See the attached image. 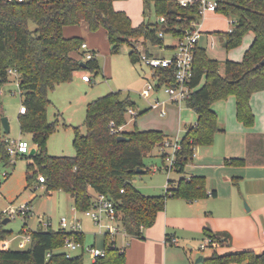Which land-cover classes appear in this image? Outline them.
Wrapping results in <instances>:
<instances>
[{"label":"trees","instance_id":"1","mask_svg":"<svg viewBox=\"0 0 264 264\" xmlns=\"http://www.w3.org/2000/svg\"><path fill=\"white\" fill-rule=\"evenodd\" d=\"M142 1L146 8L152 5L154 15L162 17L163 22L148 19L133 26L125 12L114 9V0H0V88L7 80V69H16L21 102L25 107V111L18 114L19 129L21 133L30 134L36 146V151L28 156L31 161L26 165V186L37 183L44 186L46 193L63 191L73 198L75 209L81 212L91 206L94 193H101L113 201L126 233L135 237L141 236L142 228L154 224L158 213L164 210L167 198L194 200L213 195V192H206L204 178L182 177L175 183L168 180L165 192L160 195H145L133 185V177L141 174L137 172L138 168L144 169V173L149 172L145 157L170 137L159 129L136 127L131 131L112 132L110 123L115 128L122 127L129 108L137 111L135 116L142 113L121 91L109 92L87 103L85 133L79 127L73 128L72 156H53L47 152V140L56 130L57 120L49 122L46 112L50 104L48 90L70 81L75 71L99 70L96 56L86 61L73 56V53L83 55L80 45L85 41L80 36H65V26L85 23L92 32L103 29L111 52H117L121 45L127 44L129 60L135 64L140 62L142 52L151 55L148 46H163L165 34L179 40L200 22L197 0L185 6L179 0ZM215 3L214 12L233 20L230 30L217 32L224 39L226 51L239 46L249 32L253 33V40L241 60L223 61L222 72L217 59L210 57L198 44L194 47L189 79L193 90L183 102L196 114V121L179 139L180 148L170 168L178 173H183L185 165L192 161L197 146L212 145L215 135L224 130L212 108L214 101L234 96L237 121L251 127L254 114L250 97L254 92L264 90V65L255 66L264 57V0H215ZM138 41H141L143 51L136 46ZM165 47L174 48V45ZM151 69L156 88L174 82L171 67ZM2 116L0 94V162L11 166L14 162H10L6 151ZM119 135L125 139L118 140ZM262 144L264 148V134ZM160 157L164 165V154ZM225 162L246 163L241 158ZM38 175L43 177V182L38 181ZM26 233L30 236L28 247H6L3 243L12 231L0 226V264H83L81 255L66 257L62 252L63 231L39 226L35 230L27 229ZM205 233L218 240L226 235L224 232L212 234L209 230ZM68 234L80 241L83 239L81 232ZM104 248L105 255L96 257L92 264H125L124 251L111 247L108 237L104 239ZM230 263L264 264V250L213 253L202 261V264Z\"/></svg>","mask_w":264,"mask_h":264},{"label":"rangeland","instance_id":"2","mask_svg":"<svg viewBox=\"0 0 264 264\" xmlns=\"http://www.w3.org/2000/svg\"><path fill=\"white\" fill-rule=\"evenodd\" d=\"M113 7L115 10L125 12L129 16L133 26L139 25L143 20H157L152 5L146 8L142 0H114ZM204 19V26L207 28L205 30H213L212 32H226L232 26L228 24L225 17L218 16L216 13H209ZM63 34L65 36L76 35L82 37L89 44L90 50L95 53L99 63V70H86L91 78L87 83L81 80V76L86 72L81 70L75 71L70 81L60 83L47 91V96L50 100L46 112L47 120L49 122L57 120V128L47 140V152L50 155H74L72 144L74 136L73 128L79 127L80 131L85 133L84 121L87 103L112 91H121L123 95H128L135 102L137 110L142 111L137 116H131L128 112L125 114V123L122 126L124 131H131L135 127L138 129H157V126H162L167 130L171 128L170 126H173L174 129L172 128V130L174 133L170 138L174 139L176 137L180 138L183 135L185 124L194 122L192 110L187 108L183 101L180 103L171 102L163 87L154 88L149 98L141 96L142 90L148 84L155 85V79L151 77L150 67L140 62L135 64L130 62L128 57L130 48L127 44L121 45L117 52H111L105 31L100 28L92 32L85 23L67 25L63 29ZM213 38L215 39V47L207 46L204 39H200L199 42L202 47H205L204 49L210 57L217 59L221 63L220 71L222 72V63L225 59H242L243 53L252 38V33L249 32L244 35L240 45L228 51L223 46L224 39L222 36L218 37L216 34ZM163 40V46L149 48L159 55H172L173 49L166 48L165 46H173L176 43V39L170 34H165ZM136 46L143 49L141 41H138ZM73 56L81 61L87 60L82 54L73 53ZM9 80L11 82L4 83L1 86L3 113L9 123V132L5 134V137L15 140L24 139L31 144V135L20 132L18 114L19 107L23 103L21 102L19 90L12 81L13 76H9ZM155 100L159 102V106L148 108ZM211 105L216 109L220 118L229 116L230 112H234L235 116L234 96L230 95L225 99L216 100ZM250 106L254 114L253 126L258 136L256 137H260V139L255 141V153H258L260 157H264L261 138L264 132V90L256 91L251 95ZM161 109L165 110L164 115L160 114ZM235 121H237L236 116ZM158 129L160 130V128ZM234 141L237 143L234 132L225 129L222 134L217 133L215 135L214 143L211 147L198 146L196 153L211 151L214 154L221 155L227 142L233 144ZM159 157L158 149L154 148L144 159L149 172L137 174L133 177V185L145 195L163 194L166 190L168 178L176 179L181 177V174L177 173L174 169L166 170ZM26 162V158H16L14 169L9 166V176L6 179L0 176V222L4 218L1 211L9 204L15 208H19L22 204L27 203L29 210L26 217L24 215H16L15 218L10 219L6 224L7 228L12 230V235L20 231L23 220L26 222V226L34 229L35 220L38 215L50 217L53 227L56 228L58 227L60 217H72L75 215L81 222L80 231L84 233L82 239L83 245H94L102 249L105 239L104 231L88 217L84 216L81 211L75 209L69 194L63 191H54L50 195L44 191L42 185H38L37 183L33 184L36 186L35 191L32 190L33 185L30 188H24ZM154 167L157 168L155 169L156 171H153ZM257 185L264 189L263 181ZM245 203L247 205V202L243 200L244 206ZM200 242L198 240L192 241L194 246L192 252L195 257L201 255L202 252L206 253L209 251V247L197 249ZM18 243L23 244L24 241L19 237L16 241V244ZM117 243L120 246V236L117 238ZM73 253L82 256L83 264H92L93 260L88 252L76 250Z\"/></svg>","mask_w":264,"mask_h":264},{"label":"crops","instance_id":"3","mask_svg":"<svg viewBox=\"0 0 264 264\" xmlns=\"http://www.w3.org/2000/svg\"><path fill=\"white\" fill-rule=\"evenodd\" d=\"M209 13L216 12H205L196 27L201 32L199 40L204 39L207 46L215 47L216 44L213 37L217 32L205 30L207 28L204 26V18ZM216 14H218V16H223L219 13ZM223 17L227 19L228 24H231L229 21L231 20L230 18L226 16ZM217 35L218 37L221 36L219 34ZM199 40L197 44L202 47ZM252 40L253 33L250 43ZM176 44L177 40L174 44V48ZM149 47L151 46H148L151 55L160 57L165 56L159 55ZM174 48H172L173 52ZM140 50L142 51L143 49ZM152 72L153 70L151 69V77H153ZM150 107L151 105L148 108ZM212 108L217 113L219 126H223L224 129L218 134H222L225 129L231 130L237 138V143L236 141H234L233 144L227 142L222 152L223 154H221L222 156L214 154L211 151H200L196 153L197 146L194 149L192 161L186 164L183 173H180L181 177L176 179L168 178L167 182L171 180L175 183L182 177L200 176L204 178L206 192H213L214 194L194 200L169 197L166 199L164 210L158 213L154 224L150 227L142 228L140 237L131 236L127 233L118 234L116 237L117 245L118 236L121 238L120 246L124 245L126 241L129 242V245L124 249L125 264H202L203 259L210 257L213 253L244 249H251L256 252L264 250V236L261 234L262 230H264V189L257 185L261 181L264 183V157H260L258 153H255V141L260 139V137L257 138L258 136L256 135L254 126L245 127L239 121H235L234 112H230L229 116L220 118L216 109L214 107ZM193 115L194 122L185 124L183 134L190 125L195 123L196 114L193 112ZM170 127L171 128L166 130L162 126H157V129L160 128V130L170 137L174 133L172 130L174 127ZM141 130H144V128ZM263 134L261 137L262 140ZM212 145L203 147H211ZM156 148L160 156V149L158 147ZM32 149H34V152L36 151V146L33 143H31V150ZM30 155L32 154L29 152L19 157L26 158L27 165V163L31 161V159L28 158ZM159 158L161 159V157ZM231 158L245 159L246 163L244 165L227 164L225 160ZM7 167L9 168V166ZM10 167L14 169V163ZM155 169L157 168L154 167L153 171H156ZM26 172L25 166L24 180ZM24 188H30L26 186V181ZM53 192L54 191H49L48 194L51 195ZM243 200L247 202V205L246 203L245 206L243 205ZM45 219L50 220L52 229L56 230L58 228L53 227L50 217L38 215L35 220L34 229L29 226L23 227L24 223L26 224L23 220L20 231L15 235H11L3 245L15 249H24L28 247L29 241L24 238L26 230H35L39 226L44 228L42 223ZM6 224L0 222V226L6 230L12 231L7 228ZM206 230H209L212 234L224 232L226 235L222 236L221 240L217 239L220 243L219 246L209 247L208 252H202L201 255L195 257L192 252L194 248L192 241H202L203 238L207 236L205 233ZM80 232L84 236V233L82 231ZM172 236L178 239L177 244L169 242L168 239ZM19 237L24 241L23 244H16L17 238ZM13 244L15 245L12 246ZM72 255L77 254L73 253Z\"/></svg>","mask_w":264,"mask_h":264},{"label":"built area","instance_id":"4","mask_svg":"<svg viewBox=\"0 0 264 264\" xmlns=\"http://www.w3.org/2000/svg\"><path fill=\"white\" fill-rule=\"evenodd\" d=\"M13 1V0H7ZM18 2H24L25 0H16ZM179 3L183 6L188 4L196 3L195 0H179ZM198 3V11L202 17V15L207 11H215L216 3L215 0H197ZM158 23L163 22L162 17H158L156 20ZM233 20H230L232 25ZM198 24V23H197ZM187 31L185 35L177 40V44L174 48V52L170 56H154L148 55L144 52L140 54V62L150 68H159V67H171L174 72V82L169 85H164L163 90L168 96V99L171 102L180 103L184 101V99L190 94L193 90L189 85V79L192 73V62H193V49L197 45L198 40L201 36V32L196 27ZM232 28V27H231ZM160 37L163 36L161 32L158 34ZM80 51L83 52V55L86 59H91L95 55L92 52L86 42L81 43ZM9 76H13V82L17 86L19 93V74L16 69L9 68L7 69V82H11L9 80ZM83 81L89 82L91 80L90 75L86 72L81 76ZM156 88L153 84H148V86L142 90L141 96L144 98H148L151 95V92ZM1 94V88H0ZM159 102L157 100L153 101L151 107H158ZM25 111L24 105H20L19 113H23ZM131 116H135L137 111L129 108L127 111ZM160 114L164 115L165 110L161 109ZM112 132H116L122 127L115 128L113 123H110ZM180 138L174 139H166L160 146L161 154H164V167L171 168L172 163L175 158L176 151L180 148L179 143ZM6 143V151L10 157V162H14L16 158H18L22 154H27L31 150V144H29L26 140L23 139H4ZM8 167L3 165L0 162V176L3 179H6L10 171H8ZM39 182H43V177L39 175L37 177ZM168 186V184H167ZM36 187V186H35ZM44 188V186L42 185ZM122 191V190H121ZM27 203L22 204L19 208H15L13 205L9 204L2 209V216L4 218L13 219L16 215H24L26 216L28 212ZM84 216L88 217L94 224H97L103 231L104 236L108 237V243L111 247H118L120 251H124L125 247L129 245V242H124V245L118 246L116 244V237L118 234H126V231L120 221L119 213L113 203L109 198L101 193H94L91 200V206L82 212ZM44 228H51V222L48 219L43 221ZM59 230L65 233L64 241L62 246V252L66 255V257L73 256V252L76 250H81V252H88L92 260L96 257H102L105 255V248L99 249L94 245L84 246L82 241L76 239L73 235H69L68 233H79L81 229V222L76 216L66 217L62 216L58 220V228ZM261 234L264 236V230H262ZM24 238L26 240H30V236L25 233ZM169 242L172 244H177L178 239L175 236L170 237ZM219 241L211 236H205L203 240L199 243L198 248L204 249L206 247H217L219 246ZM48 255V253H47Z\"/></svg>","mask_w":264,"mask_h":264},{"label":"water","instance_id":"5","mask_svg":"<svg viewBox=\"0 0 264 264\" xmlns=\"http://www.w3.org/2000/svg\"><path fill=\"white\" fill-rule=\"evenodd\" d=\"M80 64L83 66V63H80ZM259 65H264V57H263V58L259 61V63H257L255 66L257 67V66H259ZM1 127H2V130H3V132H4L5 134H7V133L9 132V123H8V120H7V117H6V116H2V117H1ZM117 139H118V140H124L125 137L119 135V136L117 137ZM33 153H34V149H32V150L30 151V154H33ZM137 172H138V173H144L145 170H144V169H141V168H138V169H137ZM8 221H9L8 218H3L2 221H1V223H2V224H6ZM198 260H199V258H198Z\"/></svg>","mask_w":264,"mask_h":264}]
</instances>
